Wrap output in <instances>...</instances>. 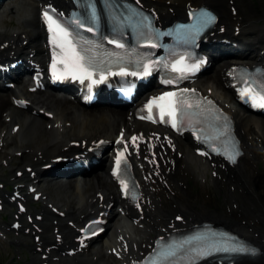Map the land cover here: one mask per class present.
<instances>
[{
  "label": "bare ground",
  "instance_id": "obj_1",
  "mask_svg": "<svg viewBox=\"0 0 264 264\" xmlns=\"http://www.w3.org/2000/svg\"><path fill=\"white\" fill-rule=\"evenodd\" d=\"M24 3H19L20 5H13L11 7L5 6V9L0 11V22L2 18L7 15L8 13L14 14L17 19V29L12 30L8 27H5L0 23V48L4 46H10L11 48L20 49L21 46L27 42L26 46L33 48L32 44L38 36H41L42 32L39 30L38 23L36 18H38V11L36 14L34 13V7L29 2V0H23ZM179 1L181 6L185 5V2L189 0H175ZM211 3L218 4L222 0H208ZM240 5H243V0H238ZM13 11V12H9ZM224 24L226 25H235L238 24L242 26L244 24L243 19L237 17L235 19L231 17H225L223 20ZM264 26V25H261ZM257 28L254 26L243 27V32L248 31H256ZM0 53H2L0 51ZM215 84V83H213ZM8 97L0 95V132L4 129L8 128L7 121L2 117V109H6L9 111V118H12L15 121V125L17 122L21 125L20 132L16 134L13 138L12 136H8L12 140L10 142H3V146L1 147L0 151L3 149L12 150L14 152H23L26 153V158H32L29 160V165L31 168L29 171H34V168L39 167L40 165L47 164L51 158L57 152L68 151L74 149L77 145H81L82 142L87 141L99 134L104 135L106 134L109 129H104L106 125H113L116 123V118H106L104 116H100L97 119L88 118L84 112L78 111L73 107H65V102H63L59 98H54L52 101H48L46 99H34V101L41 102V109H45L46 111L53 113L54 117L52 120L46 119L47 124H51V129H41L40 126V119L38 118V114H24L22 111L17 110L16 108H12L9 105ZM34 104V102L32 101ZM35 105V104H34ZM62 111V112H59ZM81 113H84L81 114ZM106 112L104 109L98 112V115H104ZM32 114V115H30ZM244 115V114H243ZM238 121H239V130L242 132L244 137V145L242 150H244V158L243 164L238 170H231L227 173L223 171L217 172L218 175L224 179L225 183L230 185L235 184L238 185L241 191H245L249 186V180L251 179L252 174L255 171L256 165L258 161H255L257 152L254 147V144L249 139L251 134L249 133V125L251 124L253 127H260L259 123H263L264 120L259 121L257 118L253 116H248L247 118H243L239 113L236 114ZM245 116V115H244ZM123 114H120V121H123ZM11 126V133H12ZM98 128V131L94 130L93 128ZM134 137L139 139L138 137L145 138L148 142H152V138L149 137L148 134H137ZM130 140H132L130 138ZM156 144H160L161 141H158L157 136L155 137ZM263 146V145H261ZM167 151L169 153L167 160H170L171 157L175 156V153L172 154V147L167 146ZM18 171V170H16ZM38 171V170H37ZM34 179V178H33ZM108 182V181H107ZM106 179L104 176H90L88 178H84L82 180H78L74 182V189L71 191L72 194L75 195V198L72 201H69L66 197L61 200H56L54 207H58L60 211L64 212V215L61 216L60 211H58L57 217L55 214L51 213V218L56 221L55 225H51L46 228L45 233L42 231V242L43 245L49 247L51 245H56L64 249H70L73 246L71 243V235L74 233V230L67 225V222L73 225L74 229L80 220H84L87 216H89V205L93 202L96 198V195L101 192L103 185H107ZM264 180L262 181V183ZM258 187L255 186L253 191L254 192ZM228 194V192H227ZM236 196V194H232ZM43 196H45L46 202L51 204L52 202L49 201L50 195L45 191L43 192ZM158 196V191H154L148 194L149 200H153L155 197ZM240 197V195H238ZM254 202L250 204L248 208H252L251 215L243 216V220L254 226L255 228L258 227V224L254 222V219L259 216L264 219V198L255 195H252ZM68 202H71L72 206H69ZM175 209L177 213H180L187 219L195 218L198 216L206 215L209 216L210 213H213L224 220H229L225 214H219L218 212H205L203 207L201 209H197L193 207L188 201H186L181 194L177 195V198L174 202ZM206 205L210 208L214 207L210 204L209 200H206ZM245 206L242 204L240 208H244ZM216 208V207H215ZM247 208V209H248ZM256 209L255 211H253ZM154 211V212H153ZM154 214V218L160 222L161 227L165 228L162 224L167 216V210L161 207H149L148 211ZM61 217V218H60ZM66 222V224L64 223ZM110 222V224H112ZM56 227V231L61 233L60 238L57 241H54V234H51L52 227ZM262 230L263 228L260 227ZM128 227L123 225H118L113 227V233L116 237L123 236L124 239L128 238L131 243L136 244V248L139 251L146 252V249H142L143 245H146L148 241H139V239H133L129 234H127ZM238 230H240L238 228ZM264 231V230H263ZM131 237V238H129ZM134 240V241H133ZM107 244V243H106ZM108 246H111L108 244ZM82 254V257L78 255L79 260L77 261H69V264H98L93 263L88 260L87 256L89 254H94L97 257V260H102L101 264H108L110 261L109 257L102 255V251L99 248L92 247L90 248L86 254ZM56 255L50 256L49 261L53 260V257ZM63 261L60 260L58 264L62 263ZM100 264V263H99Z\"/></svg>",
  "mask_w": 264,
  "mask_h": 264
},
{
  "label": "snow or ice",
  "instance_id": "obj_2",
  "mask_svg": "<svg viewBox=\"0 0 264 264\" xmlns=\"http://www.w3.org/2000/svg\"><path fill=\"white\" fill-rule=\"evenodd\" d=\"M205 15L207 16V20L205 22H210L213 19L211 16H208L207 14ZM44 19L48 22L49 32L53 33L52 40H51L52 44L55 47L59 48L62 54V57L60 59H57V57L54 55V58H53L54 59V63H53L54 77L56 79L63 78L62 76L56 75V72H55L56 64L63 63L65 65L66 74L68 71H71L73 79H81V80L85 78L91 79L92 73L91 71H89V67L85 62V57L83 55H80L77 52L73 44V41L70 38V33L64 28L60 27V25L57 24L55 20H53L52 16H50L48 13H45ZM116 47H122V45L116 44ZM149 67H150L149 65L144 66L145 74L148 73ZM177 70H180V69H177L176 66L173 65V71H177ZM121 74H126V73H121ZM101 79H103V77H101ZM92 82L96 83L95 80H93ZM250 93H251V89H246L241 92V96H247V95H250ZM175 95H176L175 93H168L165 96H160L150 101L148 105L146 106L149 111V116L147 118L152 119L151 110L153 108V105H156L160 109L159 114H160L161 122H164L163 118L165 115L174 117L175 112H176V102L172 98L175 97ZM259 99L261 101V103L259 104V107L264 108V96H261ZM163 101H167L168 103L167 104L160 103ZM189 107H191V105H189ZM172 126L174 128L176 127V123L174 120L172 122ZM132 140L133 142H135L136 137H133ZM238 154L239 153H226L227 158L233 163H235L236 155ZM122 156H123V153H118V157H122ZM120 163H121V160L120 158H118L116 161L117 169H119ZM113 174L115 175L116 173L114 172ZM121 186L125 191L127 190V185L124 183V181H121ZM224 250L225 251H229V250L240 251V252L246 251L243 248H232V249L225 248Z\"/></svg>",
  "mask_w": 264,
  "mask_h": 264
},
{
  "label": "rangeland",
  "instance_id": "obj_3",
  "mask_svg": "<svg viewBox=\"0 0 264 264\" xmlns=\"http://www.w3.org/2000/svg\"><path fill=\"white\" fill-rule=\"evenodd\" d=\"M12 26H11V25ZM4 25H6V26H8V27H10V28H14V27H17L16 26V19L15 18H9V17H7L5 20H4ZM42 125V124H41ZM7 252V250H4V253H6Z\"/></svg>",
  "mask_w": 264,
  "mask_h": 264
}]
</instances>
